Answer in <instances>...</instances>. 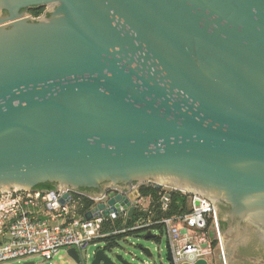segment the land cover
I'll return each instance as SVG.
<instances>
[{
  "label": "water",
  "instance_id": "95a60500",
  "mask_svg": "<svg viewBox=\"0 0 264 264\" xmlns=\"http://www.w3.org/2000/svg\"><path fill=\"white\" fill-rule=\"evenodd\" d=\"M46 183L91 191L86 220L126 225L138 190L106 189L199 195L226 264L264 240V0H0V191ZM111 250L91 264H130Z\"/></svg>",
  "mask_w": 264,
  "mask_h": 264
},
{
  "label": "built area",
  "instance_id": "2783aa9c",
  "mask_svg": "<svg viewBox=\"0 0 264 264\" xmlns=\"http://www.w3.org/2000/svg\"><path fill=\"white\" fill-rule=\"evenodd\" d=\"M153 187L162 191L161 205L163 211L167 208L169 196L164 187H155L148 183L144 187ZM138 185L124 190L106 189L103 196L109 193L130 196L134 191L139 192L137 210L146 211L150 198L140 195ZM52 195H49V194ZM63 194H68L65 205L58 200ZM190 209L187 213L164 218L155 222L138 220L131 230L144 229L151 225L161 224L165 240L169 245L174 264H194L199 260L213 264V255L217 251L223 258V237L220 234L217 213L214 206L205 198L185 193ZM51 196V200L49 197ZM97 198L82 190L55 189L50 192L0 191V264L11 261L27 260L39 257L45 261L52 260L61 250L75 249L79 261L89 258L91 247H104V239L113 234L124 233L128 229L105 231L107 225L112 226L110 217H94L86 220L80 215L85 201L93 202ZM36 212H45L40 218ZM125 220V217H121ZM130 230V229H129ZM95 253V252H94Z\"/></svg>",
  "mask_w": 264,
  "mask_h": 264
},
{
  "label": "trees",
  "instance_id": "16d2710c",
  "mask_svg": "<svg viewBox=\"0 0 264 264\" xmlns=\"http://www.w3.org/2000/svg\"><path fill=\"white\" fill-rule=\"evenodd\" d=\"M44 11L45 8L42 7H32V9H29L30 15L34 18L40 17L44 13ZM34 190L39 192H50L55 190V186L49 183L40 184L36 186ZM82 191L87 192L88 190H82ZM140 195L144 198H150V200L147 203L146 211H143L141 209L138 210L135 209L128 225H126L125 223L126 219L124 220L123 218L114 219L112 222L113 223L112 226L107 225L105 227V231L112 232L113 230L115 231L120 228L128 229V231L124 233L113 234L108 238L104 239L105 242L104 249L111 250L112 248L117 247L119 245V242L123 241L126 237H140V236L143 237V235L141 234L148 231L158 232L159 236L155 235L154 239H152L151 241L160 243L159 239H161V237L164 236V231L161 224L151 225L147 228L138 229V230L137 229L131 230V228L140 219H143V221H145L146 223L147 222L151 223L162 220L164 218H170L176 215L187 213L188 211L187 198L178 192L170 193L169 202L167 208L164 211L161 205L162 191L160 189H156L151 186L141 187ZM89 207H90V202L85 201L83 210H81L80 215H83L84 212ZM223 227H225L224 224Z\"/></svg>",
  "mask_w": 264,
  "mask_h": 264
},
{
  "label": "rangeland",
  "instance_id": "374dc122",
  "mask_svg": "<svg viewBox=\"0 0 264 264\" xmlns=\"http://www.w3.org/2000/svg\"><path fill=\"white\" fill-rule=\"evenodd\" d=\"M226 213V212H225ZM224 217V216H223ZM222 217V218H223ZM159 236L158 232L154 233ZM144 235V234H141ZM236 237V234H230L226 237L228 241L231 238ZM143 237H126L123 241L119 242V246L112 248L111 251H107V256L115 260V255H121L125 261L130 264H167L165 261L166 256V237L165 235L161 237L160 243H156L149 240H143ZM139 247L148 249L151 256L144 254ZM98 248L91 247L88 250L89 258L87 260L75 262L67 254V250H61L59 253L50 261H45L39 257H32L27 260L21 261H11L9 264H25V262H32L33 264H91L94 252ZM217 251L214 252L213 261L217 259ZM233 258V257H232ZM234 260V259H231ZM4 264V263H2ZM116 264H118L116 262ZM213 264H216L215 262Z\"/></svg>",
  "mask_w": 264,
  "mask_h": 264
},
{
  "label": "flooded vegetation",
  "instance_id": "af4514ba",
  "mask_svg": "<svg viewBox=\"0 0 264 264\" xmlns=\"http://www.w3.org/2000/svg\"><path fill=\"white\" fill-rule=\"evenodd\" d=\"M29 9L23 10V12L30 15ZM220 208V212L225 213L227 211L222 206ZM233 252L234 257L232 259L234 260L230 259L229 264H264V240L260 238V234L257 231H252L245 239L238 240Z\"/></svg>",
  "mask_w": 264,
  "mask_h": 264
},
{
  "label": "crops",
  "instance_id": "0c3cea01",
  "mask_svg": "<svg viewBox=\"0 0 264 264\" xmlns=\"http://www.w3.org/2000/svg\"><path fill=\"white\" fill-rule=\"evenodd\" d=\"M36 214L40 216V218H43L46 215L45 212H36Z\"/></svg>",
  "mask_w": 264,
  "mask_h": 264
},
{
  "label": "clouds",
  "instance_id": "9594fccd",
  "mask_svg": "<svg viewBox=\"0 0 264 264\" xmlns=\"http://www.w3.org/2000/svg\"><path fill=\"white\" fill-rule=\"evenodd\" d=\"M172 193V192H171ZM188 202V201H187ZM149 232V231H148ZM150 232H152L153 234L155 233V231H150ZM146 233V232H145ZM145 233H143V234H145Z\"/></svg>",
  "mask_w": 264,
  "mask_h": 264
}]
</instances>
